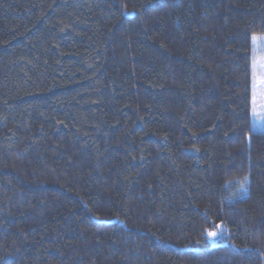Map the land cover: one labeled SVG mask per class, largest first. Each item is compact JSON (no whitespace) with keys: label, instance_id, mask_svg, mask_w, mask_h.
<instances>
[{"label":"trees","instance_id":"obj_1","mask_svg":"<svg viewBox=\"0 0 264 264\" xmlns=\"http://www.w3.org/2000/svg\"><path fill=\"white\" fill-rule=\"evenodd\" d=\"M253 36L264 0H0V264H264Z\"/></svg>","mask_w":264,"mask_h":264},{"label":"snow or ice","instance_id":"obj_2","mask_svg":"<svg viewBox=\"0 0 264 264\" xmlns=\"http://www.w3.org/2000/svg\"><path fill=\"white\" fill-rule=\"evenodd\" d=\"M264 37H252L253 43V53H255L258 48L264 49ZM259 67L260 71L257 73L256 69ZM252 75H253V82H252V111L254 115H257V107L261 110H264V58L260 61H257L255 58L253 60L252 65ZM218 233L216 231H211L208 233L210 237H215Z\"/></svg>","mask_w":264,"mask_h":264},{"label":"rangeland","instance_id":"obj_3","mask_svg":"<svg viewBox=\"0 0 264 264\" xmlns=\"http://www.w3.org/2000/svg\"><path fill=\"white\" fill-rule=\"evenodd\" d=\"M255 37H264V36H255ZM262 44H264V42H262ZM254 58L257 60V61H260L262 58H264V49H259L255 52L254 54ZM257 73H259L260 69L259 67H257L256 69ZM253 80V79H252ZM257 115H254L253 114V111H252V116H253V121H254V129L257 130V129H260V130H264V110H261L259 107H257ZM221 228V227H219ZM209 237V242L211 245H216L217 244V237H218V234L213 238V237Z\"/></svg>","mask_w":264,"mask_h":264}]
</instances>
